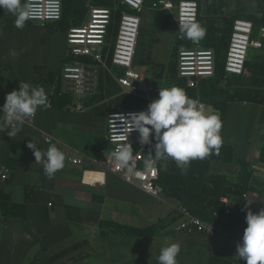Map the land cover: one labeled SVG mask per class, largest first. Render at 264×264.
I'll return each instance as SVG.
<instances>
[{
  "label": "crops",
  "instance_id": "0c3cea01",
  "mask_svg": "<svg viewBox=\"0 0 264 264\" xmlns=\"http://www.w3.org/2000/svg\"><path fill=\"white\" fill-rule=\"evenodd\" d=\"M195 1L202 8L206 48L214 50V39L224 32L230 18L240 16L257 27L264 25V0ZM145 12L143 25L151 22L154 11L148 8ZM232 27L233 23L220 59L224 64ZM171 33V50L178 54L186 47L179 44L182 35L175 22ZM66 39L37 23L26 22L17 28L12 21L5 31L0 29L2 101L25 82L43 86L50 100L60 83ZM165 45L160 49L169 54L171 46ZM150 47L145 48L149 53ZM13 50L18 55L12 56ZM252 58L263 67L253 77L203 80L199 90L209 110L219 112L223 121V144L219 152H212L215 159L206 172L208 184L218 193L195 195L200 204L186 209L220 223L224 233L207 236L175 231L178 208L183 207L175 198L150 197L114 174L97 172L103 174L100 180L86 181L84 170L93 168L89 159L99 156L107 145V114L119 108L106 97L105 84L99 96L83 102L81 111L72 98L73 109L39 108L15 137L7 135L8 127L0 131V170H8V178H0V264H159L165 241L181 245L178 264H246L237 253L247 227L245 217L249 210L258 213L264 209V49L253 51ZM31 141L42 150L55 144L66 156L64 168L48 178L43 163H36L28 147ZM76 158H84L85 164L74 165L71 161ZM215 161L236 164L237 173L214 172ZM225 197L231 201V214L211 220L214 209L223 213L220 199Z\"/></svg>",
  "mask_w": 264,
  "mask_h": 264
},
{
  "label": "built area",
  "instance_id": "2783aa9c",
  "mask_svg": "<svg viewBox=\"0 0 264 264\" xmlns=\"http://www.w3.org/2000/svg\"><path fill=\"white\" fill-rule=\"evenodd\" d=\"M36 5L34 19L30 21L42 26L61 19L62 2L59 0H34ZM148 0H120L113 6L89 5V15L83 25L71 27L67 31L66 57L61 70L60 88L64 94L71 96L77 106L76 110L84 109L83 102L99 96L107 80H111L121 90L122 94L138 97L145 101H153L159 96V85L143 75L136 67V58L140 34L143 26L142 15L146 10ZM127 8V11L124 10ZM154 12L170 13L175 25L180 29L185 21L199 22V3L195 0H155L150 4ZM264 49V25L259 27L246 18L234 21L229 48L225 58L224 77H243L253 51ZM177 81L171 84L185 90L197 92L196 97L206 109V104L199 95L201 82L214 78L217 74V56L214 50L193 41L188 48L181 49L176 58ZM4 105L0 96V108ZM73 109L72 105L69 107ZM142 110L115 108L106 117L107 145L100 155L89 159L93 168L84 170L88 174L102 172L111 173L127 184L137 187L144 194L160 199L165 195V186L161 181L162 163L158 161L151 170L145 169L144 160L149 153L154 154L153 139L151 144H141L139 133L124 126V118L129 113H139ZM10 128V127H8ZM11 129V128H10ZM47 142H51L50 139ZM129 143L134 152L131 161L132 173L121 169L114 158L113 151L119 146ZM74 165L83 166L84 158L71 161ZM0 178H8V170H0ZM246 198L247 196L244 195ZM225 206L223 213L215 210L213 217L223 218L231 214V201L221 198ZM174 230L179 233H196L216 235L224 233L222 225L194 215L184 207L178 208V220Z\"/></svg>",
  "mask_w": 264,
  "mask_h": 264
},
{
  "label": "clouds",
  "instance_id": "9594fccd",
  "mask_svg": "<svg viewBox=\"0 0 264 264\" xmlns=\"http://www.w3.org/2000/svg\"><path fill=\"white\" fill-rule=\"evenodd\" d=\"M0 7L16 17L14 24L17 28H23L27 21L35 18L34 0H0ZM179 30L185 38L193 41H199L206 35V29L195 20L185 21ZM11 55L18 54L13 50ZM49 104V95L43 86L23 83L18 91L13 90L6 95V102L0 108L3 114L0 131L10 127L7 135L15 137L26 122H32L39 108L46 109ZM123 118L124 126H130L131 132L139 133L141 144H151L153 139L156 141L154 154L149 153L144 160L147 170L153 169L158 161L170 158L182 173L186 172L192 161L204 159L213 151L219 152L223 144L220 113L207 110L201 101L189 97L177 86L159 88L158 98L149 103L147 110L129 113L127 118ZM28 147L33 150L36 163H43L48 178L64 168L66 156L55 144L42 150L31 141ZM133 154L132 146L124 143L113 151L111 158L121 169L132 173L130 162L134 159ZM245 219L247 227L242 243L237 244L238 257L246 264H264V209L258 213L249 210ZM180 251L179 243L165 241L158 256L159 264H178Z\"/></svg>",
  "mask_w": 264,
  "mask_h": 264
},
{
  "label": "rangeland",
  "instance_id": "374dc122",
  "mask_svg": "<svg viewBox=\"0 0 264 264\" xmlns=\"http://www.w3.org/2000/svg\"><path fill=\"white\" fill-rule=\"evenodd\" d=\"M62 2V16L60 20L53 23L45 25V28L52 29L54 32H59L60 34L66 35L67 31L71 26L83 25L87 21L89 15V5L98 6H113L115 2L120 0H59ZM152 1V0H150ZM222 4V3H221ZM150 8V2L146 5V9ZM200 17L202 19V8L199 4ZM151 18V22L144 24L142 26V31L140 34V40L138 44L136 67L140 72L152 78L156 81L160 88L170 87L171 84L177 81L176 63L174 62L175 55L172 53V33L171 28L174 26L173 19L169 14H154ZM146 17V12L144 11L142 18ZM16 17L0 7V29L5 31L10 22L15 21ZM29 24H34L32 21H27ZM78 23V24H77ZM233 23V18L226 21L224 32L218 34L214 39L212 47L220 59L224 57L227 46L226 38L230 32L231 25ZM161 44H166L165 46L170 47V50L161 51ZM151 46L152 50L147 51V47ZM146 48V49H145ZM151 54V55H150ZM168 56H167V55ZM153 60L152 64H148L149 61ZM165 60V61H164ZM252 61V62H251ZM148 64V65H147ZM262 69V65L259 63H254V60H250L247 66L246 76L256 75V71ZM138 70V71H139ZM223 74H218L211 78L212 80L222 79ZM251 78V77H250ZM105 92H108L106 97L111 98L113 102L116 103V107L122 109H134V110H147L149 101L142 100L138 97L122 94L117 88L113 86L108 80L106 82ZM162 163V170L166 175V191L165 197L175 198L181 206L189 208L194 205H199V198L195 199L194 196L201 194H215L218 193L216 188L212 184H208L206 177V169L204 168V159H197L191 162L186 172L181 171L180 168L176 166V163L168 158L160 160ZM206 163V162H205ZM215 185V184H214ZM190 211V210H189ZM168 225L164 223L163 227Z\"/></svg>",
  "mask_w": 264,
  "mask_h": 264
},
{
  "label": "trees",
  "instance_id": "16d2710c",
  "mask_svg": "<svg viewBox=\"0 0 264 264\" xmlns=\"http://www.w3.org/2000/svg\"><path fill=\"white\" fill-rule=\"evenodd\" d=\"M153 1H155V0H152V1H150V0H148V3L147 4H149V2H150V4L153 2ZM176 1H178V0H176ZM124 10H126L127 11V8H125L124 7ZM238 18H242V17H240V16H236L234 19H233V23H234V21L236 20V19H238ZM199 23L201 24V26L202 27H204V25H203V23L201 22V20L199 19ZM78 24V23H77ZM73 26H75V25H73ZM73 26H71V27H73ZM182 35V34H181ZM199 41H202V45L204 46V47H208V42H204L202 39L201 40H199ZM192 42H193V40H190V39H187V38H185L183 35H182V38L180 39V41H179V44L180 45H182L183 47H190L191 46V44H192ZM174 55H175V57H176V55H177V51L175 50V52H174ZM217 61H218V67H217V73L219 72V74H223V76L225 75V73H224V63H221V60H220V58L217 56ZM249 63V62H248ZM247 66H248V64H247ZM222 76V77H223ZM61 86H60V83H59V81H58V83L56 84V87H55V89H54V92H53V94H52V96H51V98H50V100H49V102H50V104H49V108L50 109H53V110H58V111H62V110H67L71 105H72V103H73V99H72V97L71 96H69V95H67V94H64L62 91H61V88H60ZM202 91H203V89H202ZM201 91V92H202ZM190 95H191V97H196L197 96V92L196 91H194V90H192V91H190ZM201 98V97H200ZM115 103V102H114ZM213 159H215V155L213 154V153H211L209 156H207L206 158H204V163H202V165H204V168L206 169V171L208 170V164H209V162H210V160H213ZM206 162V163H205ZM161 181H162V183L164 184V186H165V191H166V185H165V181H166V175L164 174V172H163V170H162V173H161ZM215 210H217V209H214L213 211H212V213L215 211ZM191 212V211H190ZM211 213V220H213V214ZM194 214V213H193ZM195 215V214H194ZM204 219V218H203Z\"/></svg>",
  "mask_w": 264,
  "mask_h": 264
},
{
  "label": "water",
  "instance_id": "95a60500",
  "mask_svg": "<svg viewBox=\"0 0 264 264\" xmlns=\"http://www.w3.org/2000/svg\"><path fill=\"white\" fill-rule=\"evenodd\" d=\"M238 166L234 163H226L222 161H215L213 163V171L220 173L224 171L229 175H235L237 173Z\"/></svg>",
  "mask_w": 264,
  "mask_h": 264
},
{
  "label": "bare ground",
  "instance_id": "6f19581e",
  "mask_svg": "<svg viewBox=\"0 0 264 264\" xmlns=\"http://www.w3.org/2000/svg\"><path fill=\"white\" fill-rule=\"evenodd\" d=\"M102 176H103V174H101V173L88 174L86 176V181L90 182V183L96 182V181L100 180V178H102Z\"/></svg>",
  "mask_w": 264,
  "mask_h": 264
}]
</instances>
